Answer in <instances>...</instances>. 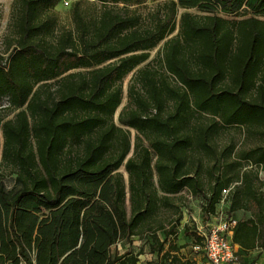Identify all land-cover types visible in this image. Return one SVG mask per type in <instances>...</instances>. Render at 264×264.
I'll list each match as a JSON object with an SVG mask.
<instances>
[{
  "label": "trees",
  "instance_id": "trees-1",
  "mask_svg": "<svg viewBox=\"0 0 264 264\" xmlns=\"http://www.w3.org/2000/svg\"><path fill=\"white\" fill-rule=\"evenodd\" d=\"M61 1L12 4L0 264H138L143 248L117 250L135 237L163 263L195 264L171 257L190 197L204 220L223 201L228 216L250 213L232 242L264 248V0H167L148 13L146 0H78L68 23ZM233 130L242 140H222Z\"/></svg>",
  "mask_w": 264,
  "mask_h": 264
},
{
  "label": "rangeland",
  "instance_id": "rangeland-1",
  "mask_svg": "<svg viewBox=\"0 0 264 264\" xmlns=\"http://www.w3.org/2000/svg\"><path fill=\"white\" fill-rule=\"evenodd\" d=\"M78 0H62L61 3L57 6L56 11L59 13L60 17L62 18L63 22L68 23L69 18H68V12L71 4L76 2ZM167 0H146L145 4L142 7V12L143 13H148L150 10L155 9L157 6L160 4H163ZM14 0H0V11H1V21H0V57H3L4 59L7 58L8 52L6 48V41L10 35V20H11V10H12V4ZM193 14H199V12H196L195 10L190 11ZM177 33V32H176ZM176 33L174 35H176ZM162 43L156 50H154L151 53V57L148 62L151 64H154V66H158L157 60L160 54V51L163 47ZM156 62V63H155ZM132 79V75H130L124 82V99L122 102V105L117 111L116 114V120L121 112V110L127 106L128 104V90L130 86V81ZM9 103L5 102L4 103V108H8ZM5 116L6 120H10L14 118L15 113L14 112H8L4 111L2 113ZM127 129V128H126ZM128 130V129H127ZM131 131V140L132 143L135 142L137 138V132L134 130ZM229 135L235 136L237 140H242V134L240 131L233 130L228 134L226 137H222V140L226 139L228 140ZM122 172H124V168L121 169ZM125 176L127 178V174L125 173ZM264 177V173L262 174ZM14 176L8 177L9 185L12 183V179ZM201 199L200 198H189V205L187 208L184 209L183 211V220L181 221L180 226L177 228V233L178 236L177 238L181 237H193L196 238V236L203 237L209 230H210V225L214 223L215 218L210 217V219L204 220L201 212ZM183 225H187L189 227L188 231H185L186 227H183ZM200 234V235H199ZM160 236L163 238L162 233ZM197 245V244H196ZM200 246V245H199ZM144 249V253L146 254L149 252V247L146 244V240L142 239L140 237H135L132 239L131 242H124L121 243L117 246V250L123 254L126 251H131L134 254H138L140 249ZM198 254H201L204 259H207L206 253L203 250V248H200L196 250Z\"/></svg>",
  "mask_w": 264,
  "mask_h": 264
},
{
  "label": "built area",
  "instance_id": "built-area-1",
  "mask_svg": "<svg viewBox=\"0 0 264 264\" xmlns=\"http://www.w3.org/2000/svg\"><path fill=\"white\" fill-rule=\"evenodd\" d=\"M236 225L237 219L226 214L223 201L214 223L210 224V230L203 235V244L196 246L195 249L203 248L209 264L236 263L238 255L232 242L233 231Z\"/></svg>",
  "mask_w": 264,
  "mask_h": 264
},
{
  "label": "crops",
  "instance_id": "crops-1",
  "mask_svg": "<svg viewBox=\"0 0 264 264\" xmlns=\"http://www.w3.org/2000/svg\"><path fill=\"white\" fill-rule=\"evenodd\" d=\"M235 216L238 220L244 219L248 220L251 218V214L244 211H239L235 213ZM210 225V224H209ZM183 227H189L187 225H183ZM200 235V234H199ZM175 245L178 247L177 251L171 252V257H176L181 262H192L195 264H209L208 259H204L201 254L196 252L195 247L199 246L195 244V238L193 237H179L175 240ZM168 245L166 246L167 250ZM235 251L238 255V261L233 264H264V248L254 249L249 252H242L240 248L236 245ZM163 254H153L147 252L146 254L143 252L142 255L139 256L138 264H167L163 263ZM169 262V260L167 261Z\"/></svg>",
  "mask_w": 264,
  "mask_h": 264
}]
</instances>
